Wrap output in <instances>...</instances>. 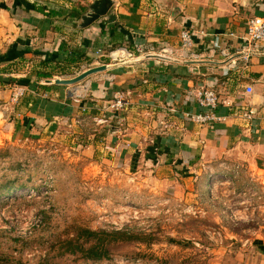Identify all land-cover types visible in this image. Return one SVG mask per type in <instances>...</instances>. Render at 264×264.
I'll list each match as a JSON object with an SVG mask.
<instances>
[{"label":"rangeland","instance_id":"rangeland-1","mask_svg":"<svg viewBox=\"0 0 264 264\" xmlns=\"http://www.w3.org/2000/svg\"><path fill=\"white\" fill-rule=\"evenodd\" d=\"M94 1L74 5L82 16ZM110 15L112 8L86 27ZM81 16L64 32L82 29ZM94 61L48 66L49 80L59 73L73 78ZM89 77L68 85L79 86L72 99L82 97L73 101L77 110L70 117L54 119L28 139L0 136V187H15L0 196V262L264 264V179L249 165L251 149L219 142L204 151L201 143L192 158L165 154L159 142L176 122L132 110L125 101L119 110L114 99L94 104ZM77 227L152 237L116 244L111 259L91 261L60 246Z\"/></svg>","mask_w":264,"mask_h":264},{"label":"crops","instance_id":"crops-1","mask_svg":"<svg viewBox=\"0 0 264 264\" xmlns=\"http://www.w3.org/2000/svg\"><path fill=\"white\" fill-rule=\"evenodd\" d=\"M112 1L113 23L100 21L70 34L64 28L76 26L77 20L67 17L77 7L74 0H57L62 4L56 6L37 0L35 5L45 7L44 12L26 8L18 0H0V136L28 139L54 119L75 113L71 96L79 86L32 76L48 72V66L68 67L69 51L80 50L92 61L96 56L93 66L106 65L88 78L94 104H107L122 92L132 110L147 109L149 115L157 113L159 120L176 122L159 142L163 153L192 158L201 143L206 151L219 142H232L251 149L249 165L264 179V55L254 56L248 65L241 58L246 21L264 16V0ZM50 9L60 14L51 16ZM183 29L195 33L194 45L186 52L180 37ZM43 60L48 62L46 67ZM233 60L235 69L230 68ZM13 66L21 68L22 74L15 75ZM59 74H53L54 80L65 78ZM26 76L31 77V85H23L25 94L12 101L21 84L10 79ZM207 85L218 92L223 105L217 112L225 119L197 124L185 114L203 110L195 92ZM29 95L33 100L26 106L23 101ZM239 104L256 110L248 123L235 114Z\"/></svg>","mask_w":264,"mask_h":264},{"label":"trees","instance_id":"trees-1","mask_svg":"<svg viewBox=\"0 0 264 264\" xmlns=\"http://www.w3.org/2000/svg\"><path fill=\"white\" fill-rule=\"evenodd\" d=\"M21 2L22 6H27L29 8H35L34 10L44 12L45 7H37L35 4L30 5L29 2L18 0ZM83 8L78 9V7L72 8L67 12V17L72 20H77L80 18L82 14ZM47 13L51 16H57L60 14L59 11L50 9ZM119 36V35H118ZM22 57V56H20ZM81 58L86 59L87 61H91L90 57L85 56V54L80 50H71L67 54L65 60L70 64H76L79 62ZM47 61H41L42 66L46 67ZM36 79L40 78H51L52 74L50 72H41L35 74ZM10 82H16L21 84L22 86H30L31 85V77L27 76L26 78H17L10 79ZM30 100H33L32 95L27 96L26 102L23 101L26 106L30 103ZM15 190L13 185L9 186L7 184H3L0 187V196L11 193ZM151 234H134L128 230H112L108 231L105 229L93 230L90 228L77 227L75 229V233L71 236L66 237L63 240H60V246L64 253L70 254H79L85 260L91 261H101L105 259H111L113 251L119 246L116 244L128 243L132 241H141V242H150ZM0 264H3L0 262ZM10 264H31L29 262L24 261H15Z\"/></svg>","mask_w":264,"mask_h":264},{"label":"built area","instance_id":"built-area-1","mask_svg":"<svg viewBox=\"0 0 264 264\" xmlns=\"http://www.w3.org/2000/svg\"><path fill=\"white\" fill-rule=\"evenodd\" d=\"M194 35L193 31L189 29H183L180 33L182 49L186 52L191 50L194 45ZM242 60L245 65H248L254 56L264 55V16H253L246 21V31L243 37V47H242ZM112 55V54H111ZM238 65L236 61H232L230 64L231 69L237 68ZM26 92L25 87L18 86L15 88L12 100L17 102L20 97H22ZM81 95H77L73 98L74 102H80ZM195 96L197 98L198 106L203 109L201 112L196 113H186L185 117L197 124H205L210 122L222 121L225 119L224 116L217 112L220 105H223L218 92L211 85L202 86L196 92ZM125 98L122 92H117L114 96L113 106L118 109L119 106H123ZM232 104H228L231 106ZM119 110V109H118ZM173 111V109H172ZM235 111L237 116L239 115L245 122H249L256 115V110L251 106H246L239 104ZM172 128V126H170ZM174 127V126H173Z\"/></svg>","mask_w":264,"mask_h":264},{"label":"water","instance_id":"water-1","mask_svg":"<svg viewBox=\"0 0 264 264\" xmlns=\"http://www.w3.org/2000/svg\"><path fill=\"white\" fill-rule=\"evenodd\" d=\"M112 5H113L112 0H95L94 4L91 5V12L81 16V19L83 21L82 27L85 28L91 22L96 21L102 16L107 15L110 9L112 8ZM98 7H102V8L98 9ZM115 19L116 17L114 15H110L107 21L108 23H113ZM105 69H106V65L95 66L87 69L86 71H83L82 73H80L79 75L73 78H59V79H55L54 81L47 80V82L55 83L57 85H73Z\"/></svg>","mask_w":264,"mask_h":264},{"label":"bare ground","instance_id":"bare-ground-1","mask_svg":"<svg viewBox=\"0 0 264 264\" xmlns=\"http://www.w3.org/2000/svg\"><path fill=\"white\" fill-rule=\"evenodd\" d=\"M122 52V51H121Z\"/></svg>","mask_w":264,"mask_h":264}]
</instances>
